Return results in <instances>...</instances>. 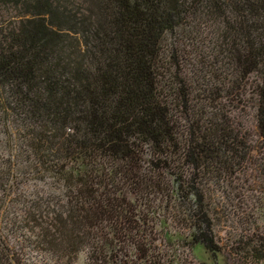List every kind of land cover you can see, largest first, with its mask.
Masks as SVG:
<instances>
[{
    "label": "trees",
    "instance_id": "16d2710c",
    "mask_svg": "<svg viewBox=\"0 0 264 264\" xmlns=\"http://www.w3.org/2000/svg\"><path fill=\"white\" fill-rule=\"evenodd\" d=\"M246 168L264 181V0H0V264H169L168 219L217 254L232 214L224 249L264 262Z\"/></svg>",
    "mask_w": 264,
    "mask_h": 264
},
{
    "label": "rangeland",
    "instance_id": "374dc122",
    "mask_svg": "<svg viewBox=\"0 0 264 264\" xmlns=\"http://www.w3.org/2000/svg\"><path fill=\"white\" fill-rule=\"evenodd\" d=\"M247 107L244 108V110L241 111V119L243 122L247 123V126L251 125V121L253 120L251 118L252 116V111H250V114H246L247 112ZM251 110V109H250ZM237 112H239L240 110H236ZM251 118V119H250ZM254 125L252 126V129H254ZM250 139V138H249ZM254 143V148L257 149V144H255V141L253 140ZM253 153V152H252ZM256 165H258L257 163L253 165L254 168H257ZM254 168H246V169H242L240 171H238L237 175H236V185L237 186V190L233 191L231 194V196H237V194L239 193H243V197L248 198L250 201V197L251 198H259V197H264V181H261V179L259 178L260 176H258V170H255ZM32 182L37 183V185H27L26 189L31 192L33 195L37 194V190L40 193V176L39 177H35V179L32 180ZM232 186H234L232 184ZM257 188H261V193L260 190H258V192L256 191ZM247 190V191H245ZM221 196V193H220ZM250 196V197H249ZM11 197H13V195H11ZM237 200V199H236ZM235 200V201H236ZM21 204L20 203H16L13 206H9V209L13 211L14 215L21 217L24 216H20L19 214H21ZM252 208V204H250L249 206H247V209L245 211L249 212V210ZM249 213L245 214L248 215ZM252 214H255V212H253ZM239 218V219H244L246 220L245 216ZM228 219L226 221H222L219 224L216 225L215 228V240H216V244L220 247L219 252H217V254H213L208 248H206L203 244L201 243H193V244H186L185 242H188L189 239H185L186 238V232L184 231V234H182L183 232V228L180 224L175 223V221H173L172 223H170L171 221L168 219L167 220V227L169 229V231L172 232H176L179 233L180 238H173V244H171L170 247V243H167L168 246L165 248L166 252L168 254V258L170 259L169 264H245L246 261L240 259V261L234 260L230 253L228 252L227 249H224V246L227 245V243L230 242L229 237H231L230 233L233 234V232H235L236 230H239L240 228V223L237 221V218L235 215H228L227 217ZM257 223L259 225H262L264 227V221H257ZM179 225V226H178ZM176 226V229H175ZM236 226H238L236 228ZM251 227V229H253L252 225H249ZM159 228H161L160 226H157ZM235 228V229H234ZM261 230V229H260ZM244 232L246 233V229L244 230ZM12 239V237H10ZM10 240V239H9ZM163 247V246H162ZM28 255V254H26ZM85 258H86V254L85 252H81L79 254L78 259L76 260V262L74 264H84L85 262ZM32 260V259H30ZM246 264H254V263H246ZM257 264H264V262H259Z\"/></svg>",
    "mask_w": 264,
    "mask_h": 264
}]
</instances>
